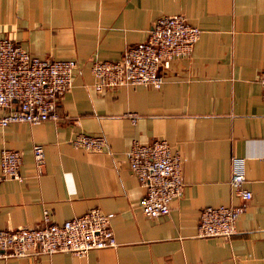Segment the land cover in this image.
Here are the masks:
<instances>
[{
  "label": "crops",
  "instance_id": "0c3cea01",
  "mask_svg": "<svg viewBox=\"0 0 264 264\" xmlns=\"http://www.w3.org/2000/svg\"><path fill=\"white\" fill-rule=\"evenodd\" d=\"M170 13L202 32L189 56L161 68L162 85L96 91L91 59L119 58ZM5 35L33 55L73 58L77 67L59 98V120L0 126V149L21 153V179L0 181V228L40 225L44 210L61 222L98 207L113 213L116 245L83 256L0 257V264H264V0H0ZM79 130L103 133L107 149L73 147L69 139ZM155 137L181 154L184 186L167 214L149 217L127 150L133 139ZM35 143L44 150L41 171ZM234 155L245 158L251 198L235 233L199 237L203 207L239 202L229 183Z\"/></svg>",
  "mask_w": 264,
  "mask_h": 264
},
{
  "label": "built area",
  "instance_id": "2783aa9c",
  "mask_svg": "<svg viewBox=\"0 0 264 264\" xmlns=\"http://www.w3.org/2000/svg\"><path fill=\"white\" fill-rule=\"evenodd\" d=\"M201 28L190 24L182 13L159 16L150 25L145 40L128 44L114 60L94 57L90 62L93 87L96 91L119 86H151L163 83L161 68L172 59L189 56L201 35ZM77 61L39 57L23 48L15 39L0 36V126L11 122L37 123L59 120L57 104L72 84ZM261 96L264 99V68L259 72ZM134 121L136 115L130 113ZM69 143L88 151L107 149L103 133L76 131ZM33 158L39 171L44 164L40 143L32 146ZM127 160L131 172L143 188L140 199L142 213L156 217L169 212V202L182 194L181 154L165 138L155 137L146 143L133 139ZM243 156L231 157L229 183L239 198L236 204L208 205L201 209L197 236L228 238L236 231V220L243 211L251 191L244 185ZM21 153L9 147L0 149V181L20 180ZM112 212L91 207L61 222L51 221L47 210L37 226L0 228V257L35 255L66 251L79 256L91 249L115 246L110 219Z\"/></svg>",
  "mask_w": 264,
  "mask_h": 264
}]
</instances>
